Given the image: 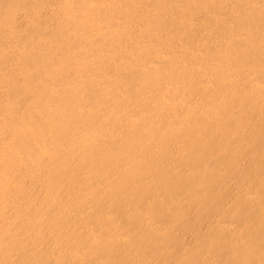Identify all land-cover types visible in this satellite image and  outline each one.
Masks as SVG:
<instances>
[{
    "label": "bare ground",
    "instance_id": "obj_1",
    "mask_svg": "<svg viewBox=\"0 0 264 264\" xmlns=\"http://www.w3.org/2000/svg\"><path fill=\"white\" fill-rule=\"evenodd\" d=\"M0 264H264V0H0Z\"/></svg>",
    "mask_w": 264,
    "mask_h": 264
}]
</instances>
